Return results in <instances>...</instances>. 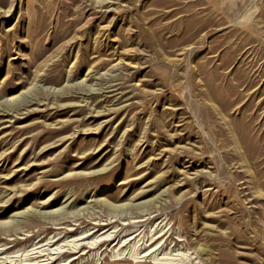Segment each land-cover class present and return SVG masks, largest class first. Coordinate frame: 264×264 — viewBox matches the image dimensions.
Instances as JSON below:
<instances>
[{
	"label": "rangeland",
	"instance_id": "obj_1",
	"mask_svg": "<svg viewBox=\"0 0 264 264\" xmlns=\"http://www.w3.org/2000/svg\"><path fill=\"white\" fill-rule=\"evenodd\" d=\"M38 255L264 264V0H0V264Z\"/></svg>",
	"mask_w": 264,
	"mask_h": 264
},
{
	"label": "bare ground",
	"instance_id": "obj_2",
	"mask_svg": "<svg viewBox=\"0 0 264 264\" xmlns=\"http://www.w3.org/2000/svg\"><path fill=\"white\" fill-rule=\"evenodd\" d=\"M85 237H87V236H83L82 238H76V240H75V244L73 245V247H69V249L68 250H70L71 252H74V253H76V252H79L81 249H83V247L84 246H81V248H79V245H80V242L79 241H81L82 239H84ZM55 238V237H54ZM74 239V238H73ZM73 241V240H72ZM84 241V240H83ZM68 242V241H67ZM85 242V241H84ZM82 243L83 242H81V245H82ZM61 245V244H60ZM84 245V244H83ZM67 246V245H66ZM62 247V246H61ZM64 247V246H63ZM150 249V248H149ZM67 250V251H68ZM66 251V252H67ZM146 253V252H145ZM23 254V253H22ZM44 257V255H38L37 257H35V258H33V259H31V260H27L28 262L26 263V264H60V261L61 260H58V259H55L54 258V256L53 257H51L50 255L47 257V259H51V261H48V262H45V263H43L41 260V258L40 257ZM47 256V255H46ZM146 256V255H145ZM79 258V257H78ZM75 260V258H73L69 263H65V264H72V262ZM68 260H66V262H67Z\"/></svg>",
	"mask_w": 264,
	"mask_h": 264
}]
</instances>
